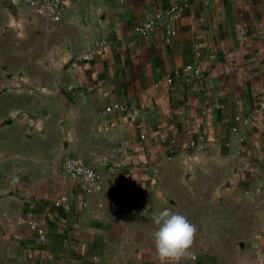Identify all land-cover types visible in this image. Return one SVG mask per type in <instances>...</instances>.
I'll list each match as a JSON object with an SVG mask.
<instances>
[{
	"label": "crops",
	"instance_id": "1",
	"mask_svg": "<svg viewBox=\"0 0 264 264\" xmlns=\"http://www.w3.org/2000/svg\"><path fill=\"white\" fill-rule=\"evenodd\" d=\"M175 2L173 34L136 33ZM0 42L19 51L0 57V264H222L211 243L230 241L264 264V0H67L59 22L0 0ZM164 211L196 228L172 261Z\"/></svg>",
	"mask_w": 264,
	"mask_h": 264
},
{
	"label": "built area",
	"instance_id": "2",
	"mask_svg": "<svg viewBox=\"0 0 264 264\" xmlns=\"http://www.w3.org/2000/svg\"><path fill=\"white\" fill-rule=\"evenodd\" d=\"M67 0H29V5L33 8L35 14L40 18L50 21L59 22L66 8ZM180 16L179 3H173L169 8L154 13L152 17L144 19L136 28L138 35L150 34L156 26H163L168 35L173 34L174 31L170 28L171 23ZM99 48L90 49L78 55V59H88L93 52L98 51ZM187 70L194 73H199V66L193 63L186 66ZM249 118H245L244 122H248ZM143 137V135H141ZM190 146L194 145V141L189 142ZM61 173L73 179L81 190L85 193H95L100 190L101 184L99 176L96 171L85 163L78 156H67L61 162ZM24 221L26 219H23ZM31 227L34 229L38 238L41 241L45 240L43 229L36 223H32Z\"/></svg>",
	"mask_w": 264,
	"mask_h": 264
},
{
	"label": "clouds",
	"instance_id": "3",
	"mask_svg": "<svg viewBox=\"0 0 264 264\" xmlns=\"http://www.w3.org/2000/svg\"><path fill=\"white\" fill-rule=\"evenodd\" d=\"M155 223V248L161 261L178 259L193 243L196 228L183 214L164 211Z\"/></svg>",
	"mask_w": 264,
	"mask_h": 264
},
{
	"label": "rangeland",
	"instance_id": "4",
	"mask_svg": "<svg viewBox=\"0 0 264 264\" xmlns=\"http://www.w3.org/2000/svg\"><path fill=\"white\" fill-rule=\"evenodd\" d=\"M0 45H2V49L0 50V57H5L10 59L11 61H13L14 59V55L16 52L15 49L13 48H5L6 47V43L5 42H0ZM9 46H13L15 44L13 43H8ZM29 54V53H28ZM14 67H8V66H4V65H0V74H11V69ZM232 230H235V228H230V233H233ZM214 246L215 249V262L218 260V258L220 257V259H224V262L222 264H235L237 262L238 257H242L244 255V253H248L250 251V248L253 246L255 243L254 242H234V241H230L229 243H225V242H214L211 243ZM246 248V250H245ZM225 249V256L223 258V256L221 257V255H223V251Z\"/></svg>",
	"mask_w": 264,
	"mask_h": 264
}]
</instances>
